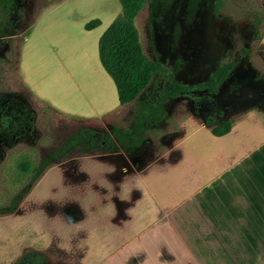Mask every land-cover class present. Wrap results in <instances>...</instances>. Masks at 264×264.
<instances>
[{"label": "rangeland", "instance_id": "rangeland-1", "mask_svg": "<svg viewBox=\"0 0 264 264\" xmlns=\"http://www.w3.org/2000/svg\"><path fill=\"white\" fill-rule=\"evenodd\" d=\"M120 14L119 0H22L11 26H2L0 13V264H144V238L139 249L127 229L136 207L144 214L150 200L143 179L100 167L113 162L99 149L59 154L80 127H130L136 101L99 119H76L43 94L64 95L57 78L71 91L82 77L94 81L102 68L98 39ZM96 18L101 24L84 28ZM135 25L145 54L193 89L165 103L166 118L146 143L116 151L127 162L139 167L170 142L191 149L220 120H233L238 135L264 124V0H147ZM226 63L232 67L216 91L201 86ZM165 83L156 74L138 100ZM89 91L82 98L95 97ZM127 106L123 119L112 118Z\"/></svg>", "mask_w": 264, "mask_h": 264}, {"label": "crops", "instance_id": "crops-1", "mask_svg": "<svg viewBox=\"0 0 264 264\" xmlns=\"http://www.w3.org/2000/svg\"><path fill=\"white\" fill-rule=\"evenodd\" d=\"M100 69L94 81L82 77L83 84L72 91L57 78L63 96L43 94L73 118L99 119L119 105L113 80ZM89 90L96 95L85 100L82 94ZM129 110L112 118L121 120ZM189 145L187 150L170 142L139 167L127 162L124 152H103L113 163L106 164V158L100 167L142 178L149 193L144 214L136 207L129 219L127 229L134 234L129 242L144 238V264H264V124L238 135L233 123L228 133L192 139ZM153 178L158 181L150 186Z\"/></svg>", "mask_w": 264, "mask_h": 264}, {"label": "trees", "instance_id": "trees-1", "mask_svg": "<svg viewBox=\"0 0 264 264\" xmlns=\"http://www.w3.org/2000/svg\"><path fill=\"white\" fill-rule=\"evenodd\" d=\"M119 2L121 14L108 25L98 39V58L103 69L113 80L119 104L136 101L133 122L126 129L113 127L110 133L80 127L66 139L64 148L59 151L60 155L78 146L86 151L99 149L107 153L117 151L119 146L125 149L136 148L145 141L147 132L165 120L167 114L165 103L170 98L188 93L193 89V86L173 81L159 60L145 54L135 19L147 0H119ZM21 3L22 0H0V13L5 18L2 26H11L10 16L21 12ZM99 24L101 21L96 18L87 22L84 28L90 30ZM0 35L5 36V33L1 31ZM231 67L232 63L219 65L201 86L216 91ZM158 73L166 80L162 90L157 91L153 98L138 100L141 93H147V87ZM30 115L32 116L33 113L30 112ZM232 125L231 119L220 120L210 128V131L214 136H222L230 131ZM40 169L41 166L37 167L35 172H39Z\"/></svg>", "mask_w": 264, "mask_h": 264}, {"label": "flooded vegetation", "instance_id": "flooded-vegetation-1", "mask_svg": "<svg viewBox=\"0 0 264 264\" xmlns=\"http://www.w3.org/2000/svg\"><path fill=\"white\" fill-rule=\"evenodd\" d=\"M4 111L7 112V109H6V107L2 106V108H1V112H4ZM11 112H12V111H11ZM12 117L14 118V116H13V112H12Z\"/></svg>", "mask_w": 264, "mask_h": 264}]
</instances>
